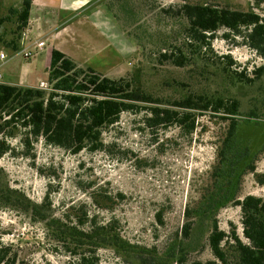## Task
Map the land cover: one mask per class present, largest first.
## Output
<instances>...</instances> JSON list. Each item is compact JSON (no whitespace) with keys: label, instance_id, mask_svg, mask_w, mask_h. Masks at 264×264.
<instances>
[{"label":"rangeland","instance_id":"rangeland-1","mask_svg":"<svg viewBox=\"0 0 264 264\" xmlns=\"http://www.w3.org/2000/svg\"><path fill=\"white\" fill-rule=\"evenodd\" d=\"M9 2L0 1L2 49L22 33L19 36L17 31L21 8L15 7L14 0ZM108 3L113 7L108 14L115 21L116 37L109 48L92 53L88 64L109 78L133 79L136 86L167 102L196 94L237 100L238 126L227 148L229 160L222 165L228 164V171L234 169L219 186L223 184L228 192L237 188L235 200L248 195L264 198V74L254 73L264 66V59L242 38L224 36V30L211 41L210 49L194 52L184 39L185 22L178 13L183 4L209 3L264 14V4L258 7L255 0ZM178 48L189 61L184 67L162 56ZM227 55L233 62L230 72L224 70L228 61L222 57ZM48 70L33 71L21 86L37 88L40 81L48 83ZM1 71L5 82H18L14 69L4 66ZM236 72L246 75L237 77ZM142 117L123 113L119 123L104 132L105 151L72 154L41 140L28 150L21 146V132L8 138L14 152L0 158L6 184L35 204L48 196L52 214L44 208L31 217L20 208L0 207V241L12 244L27 264H67L72 258L67 247L76 250V245H81L79 251L100 245L96 248L99 264H139L140 256L149 264H176L164 260L166 247L170 243L179 247L182 228L193 217L186 213H193L204 196L214 191L230 121L202 114L195 132L186 136L175 126L152 133L143 126ZM250 164L254 170L244 172ZM111 221L113 237L97 238L96 246L90 240L81 242L73 230L86 233L94 223ZM217 221L221 230L229 232L234 225L242 236L238 206L226 204L218 211ZM199 235L191 245L189 262L214 260L207 238L201 237V231Z\"/></svg>","mask_w":264,"mask_h":264},{"label":"trees","instance_id":"trees-1","mask_svg":"<svg viewBox=\"0 0 264 264\" xmlns=\"http://www.w3.org/2000/svg\"><path fill=\"white\" fill-rule=\"evenodd\" d=\"M31 4V0H24L18 11V34L27 27ZM255 4L260 7L264 0H255ZM108 7L113 9L109 3ZM178 13L185 22L184 39L194 52L210 49L211 41L219 31L224 30V36L242 38L264 59V14L209 3L183 4L179 6ZM3 22L1 19L0 26ZM19 38L9 41L5 45L6 49L10 52L19 51ZM162 56L178 67L189 63L186 52L181 48L167 51ZM222 58L228 61L224 70L230 72L233 64L231 57L227 55ZM254 73L257 77L262 76L264 66L254 70ZM245 75L234 73L237 77ZM48 84L49 90L0 84V158L14 152L8 138L18 137V131L21 132L22 148L28 150L34 142L41 140L72 154H79L83 150L105 151L108 145L105 144L104 132L119 123L122 114L126 112L142 114L143 126L152 133L175 126L186 136L195 132L198 117L202 114L211 113L212 116L230 121L224 142L226 147L222 148L220 154L221 165L215 189L204 196L197 211L186 213L188 218L193 217L182 228V242L179 247H176V243H170L166 247L164 260L176 264H264V198L248 195L243 200H235L237 188L228 192L223 184L219 186L221 180L224 182L230 178L234 169L232 166L228 171V164L222 165L229 160L227 148L238 126L237 100L196 94L167 102L136 86L133 79L109 78L92 68L81 66L58 50H53L51 54ZM230 152L233 158L237 157L232 149ZM248 170L253 171L254 167L250 164L244 172ZM238 176L237 183L240 181ZM229 203L241 209L243 237L237 233L234 225H231L229 232L219 227L218 211ZM0 207L20 208L31 217L44 208L52 214L48 196L41 204L33 203L24 193L6 184L1 169ZM112 225V221L106 225L94 223L86 233L76 227L73 230L83 239L81 242L90 240L96 246L97 238L102 240L103 236L113 237ZM49 228L53 230L50 225ZM199 231L201 237L207 238L214 260L189 262L187 257L191 245L198 241L195 236L200 237ZM79 246L76 245V250L67 247L72 256L67 264H99L96 248L100 245L92 251H79ZM138 259L139 264H149L142 256ZM152 260L157 261L156 258ZM0 264L27 263L18 257L12 244L0 241Z\"/></svg>","mask_w":264,"mask_h":264},{"label":"crops","instance_id":"crops-1","mask_svg":"<svg viewBox=\"0 0 264 264\" xmlns=\"http://www.w3.org/2000/svg\"><path fill=\"white\" fill-rule=\"evenodd\" d=\"M0 1L5 2V5L11 3L10 0ZM23 1L14 0L13 3L16 4V8L20 9ZM31 1L30 15L25 29L30 31L32 37L40 36L45 40L47 47L40 57L35 58L31 63H25L19 51L10 52L4 45L3 50L12 57L6 66L8 69L15 70L17 77L15 80H18L16 83L12 81L5 83L21 86L27 83L28 76L33 71L37 72L42 67L49 69L53 50H58L81 66L92 68L100 73L88 63L92 53L96 54L101 50H106L110 47L112 38L116 37L115 21L108 14V11L110 12L109 0Z\"/></svg>","mask_w":264,"mask_h":264},{"label":"built area","instance_id":"built-area-1","mask_svg":"<svg viewBox=\"0 0 264 264\" xmlns=\"http://www.w3.org/2000/svg\"><path fill=\"white\" fill-rule=\"evenodd\" d=\"M20 49L19 55L25 61H31L40 56L47 47L45 40L40 36L32 37L30 31L23 29L20 36ZM12 59L11 55L3 49H0V84H6L4 81V75L1 69L6 66ZM49 84L45 81H40L37 88L42 90H49Z\"/></svg>","mask_w":264,"mask_h":264}]
</instances>
